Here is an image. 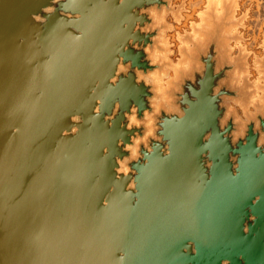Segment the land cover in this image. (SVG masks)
<instances>
[{
    "label": "water",
    "instance_id": "95a60500",
    "mask_svg": "<svg viewBox=\"0 0 264 264\" xmlns=\"http://www.w3.org/2000/svg\"><path fill=\"white\" fill-rule=\"evenodd\" d=\"M242 1L209 7L177 68L172 0H0V264H264V95L231 46ZM133 106L156 134L133 137L124 175Z\"/></svg>",
    "mask_w": 264,
    "mask_h": 264
},
{
    "label": "rangeland",
    "instance_id": "374dc122",
    "mask_svg": "<svg viewBox=\"0 0 264 264\" xmlns=\"http://www.w3.org/2000/svg\"><path fill=\"white\" fill-rule=\"evenodd\" d=\"M220 3L221 0H172V6L175 13H169L164 16L161 21L163 24L167 25V30L164 32L163 38L164 47L167 49V53L162 55V58L171 62L173 67L180 68L181 61L184 59L183 50L188 49L190 46L187 43V39L193 37L196 29H199L202 26L204 13L208 11L209 7L217 4V6H219ZM249 7H252V11L250 19L245 23L246 29L243 30L242 28H238L233 31V33L241 32L244 34V37L246 36V41L241 44L233 42L231 45L235 55L239 53V48L241 46H246L247 51L250 53L246 76L251 84H253L254 91H256L255 98L253 99V103H256L264 95V75L261 74L259 66L257 65L260 60H264V13L262 14V11H264V0H245L241 2L242 10ZM241 13L242 12L240 11V14ZM259 15L261 17H259ZM253 28L256 29L253 30ZM168 71V76L164 77L162 81L164 87L168 86L170 80L176 78L174 68H170ZM231 106L237 110L241 118L245 119L244 111L239 105L231 103ZM250 111L255 112L253 106L250 107Z\"/></svg>",
    "mask_w": 264,
    "mask_h": 264
},
{
    "label": "clouds",
    "instance_id": "9594fccd",
    "mask_svg": "<svg viewBox=\"0 0 264 264\" xmlns=\"http://www.w3.org/2000/svg\"><path fill=\"white\" fill-rule=\"evenodd\" d=\"M144 52L146 53V57H147V61H148V63H149L150 65H152L151 60L148 59V53H147V50H145ZM125 66H126V64H125L124 62H122V64L119 66V70H120L121 72H123V69H124ZM155 68H156V66L152 65V69H151V70H149V71H147V72H145V71H143V72H144L145 74H148V73L154 71ZM190 74H193V75H195V76L199 75V74L191 73V70H190ZM137 79H138V83H142V84L148 86L149 90H150L151 93H152V96H151V98L149 99L150 110L145 111L144 114H143V115H146L149 111H151V100H152V98H154L155 93L153 92V86L150 85V84L148 83V81H146V80H139V77H138V76H137ZM187 82H188V80L185 81V84L183 85V88H185V85H186ZM182 94H183V100L179 99V97L181 96V93H176V94H175V95H176V98H177V101H176V102H178L180 105L183 104L184 97H185V92L183 91ZM214 94H215V93H214ZM194 99H195V98H194ZM99 111H100V109L97 108V109H96V113L98 114ZM139 113H140V110H139V108L136 107V106H133V107L131 108V111H130V112L125 113L126 122H127V124H128L127 129H128L129 131H132L133 129H144V130H143L142 132H136V134L133 135V136L131 137V144H128V146L124 149V152L128 153V155L125 156V157H123V158H120V159L117 161V163L120 165V167L117 168L116 171H117V172H121V173L124 174V175H128V174L131 172V168L129 167V165L133 162V159H132V153H131V147H132L134 144H136V140H134L133 137H137V136H138L139 139H140V142L143 143L147 138H149V137H151V136H153V135L156 134L155 132L148 131V130L145 128L144 124L142 123L143 117H141ZM165 116H166V114H165ZM138 121H139V122H138ZM107 152H108V150H107V148H105V149H104V156H105V157H106V155H107ZM125 258H126V257H125V254L121 253L119 259H120L121 261H123Z\"/></svg>",
    "mask_w": 264,
    "mask_h": 264
},
{
    "label": "bare ground",
    "instance_id": "6f19581e",
    "mask_svg": "<svg viewBox=\"0 0 264 264\" xmlns=\"http://www.w3.org/2000/svg\"><path fill=\"white\" fill-rule=\"evenodd\" d=\"M243 1H244V0H243ZM215 2H216V1H215ZM201 3H202V2H201ZM198 4H199V3H198ZM220 4H221V3H220ZM217 5H218V4H217ZM203 7H204V6H203ZM251 8H252V7H251ZM263 13H264V11H262V14H263ZM239 14H240V13H239ZM258 14H260V13H258ZM258 14H257V15H258ZM262 14H261V15H262ZM262 16H263V15H262ZM238 17H239V16H238ZM257 17H258V16H257ZM259 17H261V16L259 15ZM262 19H263V18H262ZM202 20H203V19H202ZM261 21H262V20H261ZM261 21H259V22H261ZM257 22H258V21H257ZM256 25H257V24H256ZM256 25H255V26H256ZM258 25H259V23H258ZM257 27H259V26H257ZM255 29H256V28H255ZM255 29L253 28V30H255ZM239 30H240V29H239ZM245 37H246V36H245ZM234 43H235V42H234ZM231 46H232V45H231ZM234 48H235V47H234ZM236 50H237V49H236ZM236 52H237V51H236ZM234 55H235V54H234ZM261 56H262V55H261ZM250 64H251V63H250ZM258 66H259V65H258ZM255 67H256V66H255ZM170 77H171V76H170ZM167 87H168V86H167Z\"/></svg>",
    "mask_w": 264,
    "mask_h": 264
},
{
    "label": "built area",
    "instance_id": "2783aa9c",
    "mask_svg": "<svg viewBox=\"0 0 264 264\" xmlns=\"http://www.w3.org/2000/svg\"><path fill=\"white\" fill-rule=\"evenodd\" d=\"M245 1V0H244ZM247 9H251V11H252V8L251 7H249V8H247ZM247 9H245V10H242V12H245ZM250 15H251V12H250ZM250 15H249V18L248 19H250Z\"/></svg>",
    "mask_w": 264,
    "mask_h": 264
}]
</instances>
